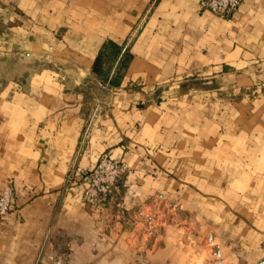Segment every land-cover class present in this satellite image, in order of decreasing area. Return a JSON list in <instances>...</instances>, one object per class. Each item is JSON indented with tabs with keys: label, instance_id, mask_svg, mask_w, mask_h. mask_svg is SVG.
I'll list each match as a JSON object with an SVG mask.
<instances>
[{
	"label": "crops",
	"instance_id": "crops-1",
	"mask_svg": "<svg viewBox=\"0 0 264 264\" xmlns=\"http://www.w3.org/2000/svg\"><path fill=\"white\" fill-rule=\"evenodd\" d=\"M200 2L0 0V264H264V0Z\"/></svg>",
	"mask_w": 264,
	"mask_h": 264
},
{
	"label": "built area",
	"instance_id": "built-area-1",
	"mask_svg": "<svg viewBox=\"0 0 264 264\" xmlns=\"http://www.w3.org/2000/svg\"><path fill=\"white\" fill-rule=\"evenodd\" d=\"M242 1L201 0L200 4L202 8L218 15L231 16ZM127 169L124 162L113 159L108 153H103L94 168L80 172V177L86 184L84 189L85 199L93 205H103L109 200H115ZM14 208V187L8 184L0 192V220L10 215Z\"/></svg>",
	"mask_w": 264,
	"mask_h": 264
},
{
	"label": "rangeland",
	"instance_id": "rangeland-1",
	"mask_svg": "<svg viewBox=\"0 0 264 264\" xmlns=\"http://www.w3.org/2000/svg\"><path fill=\"white\" fill-rule=\"evenodd\" d=\"M111 55L113 56V53ZM112 56H111V58H112ZM2 57L0 59V61L2 63H4V66L2 65L3 66L2 67V70H7V73L6 74H12L13 73V70H16V69H14L15 66L13 67V64H16V63L20 62V59H18V58H12V57L11 58L10 57L8 58L6 56H2ZM120 189H121V185H120ZM118 196H119L118 194L115 196V200L118 198Z\"/></svg>",
	"mask_w": 264,
	"mask_h": 264
},
{
	"label": "trees",
	"instance_id": "trees-1",
	"mask_svg": "<svg viewBox=\"0 0 264 264\" xmlns=\"http://www.w3.org/2000/svg\"><path fill=\"white\" fill-rule=\"evenodd\" d=\"M96 71H98V70L96 69Z\"/></svg>",
	"mask_w": 264,
	"mask_h": 264
}]
</instances>
